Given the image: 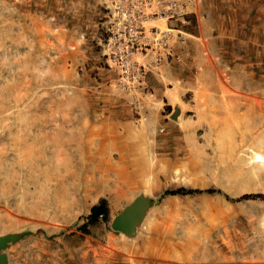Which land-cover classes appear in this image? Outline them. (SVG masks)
<instances>
[{"label": "rangeland", "instance_id": "374dc122", "mask_svg": "<svg viewBox=\"0 0 264 264\" xmlns=\"http://www.w3.org/2000/svg\"><path fill=\"white\" fill-rule=\"evenodd\" d=\"M108 1L0 0V236H17L2 251L8 264H146L77 220L105 136L183 132L191 143L181 154L206 157L208 170H246L238 157L248 155L264 165L257 147L218 140L212 125L229 97L264 107V0H196L190 22H148L168 42L159 63L137 55L145 76L130 87L102 57ZM184 46L194 55L186 62ZM103 154L107 165L118 155Z\"/></svg>", "mask_w": 264, "mask_h": 264}, {"label": "crops", "instance_id": "0c3cea01", "mask_svg": "<svg viewBox=\"0 0 264 264\" xmlns=\"http://www.w3.org/2000/svg\"><path fill=\"white\" fill-rule=\"evenodd\" d=\"M203 45L206 47L205 42ZM184 47L178 53L180 60L186 62L194 55ZM159 90L164 94L170 92L171 104L178 103L175 89L160 87ZM207 97L213 96L204 98ZM229 98L230 103L221 108L212 123L221 131L222 136L216 139H229L232 145L246 144L248 149L253 145V149L257 147L264 155V107H255L249 97L244 102H239L238 97ZM128 131L119 134V140L113 139L112 143V136H105L109 141L104 138L102 153L92 155L93 174L86 179V188L76 201L82 204L81 218L77 215L79 224L88 222L92 206L105 199L110 211L109 222L99 219L88 228L98 233L104 231L107 238L117 241L120 251L138 261L146 264H264V198L232 201L226 196L236 198L251 193L264 196V165L253 162L248 155L238 157L246 164V170L212 171L205 164L206 157L193 162L190 153L181 154V148L191 143L183 132L172 133L169 138L151 139L142 131L140 134L136 133L138 130ZM190 139L195 142L193 136ZM85 142L87 148L95 143L89 139ZM111 149L118 155L112 165H107L103 153ZM196 162L198 166L192 165ZM99 169L101 173L97 172ZM182 187L220 189L222 193L161 198L165 190ZM141 195L150 204L134 233L127 235L112 229L116 216Z\"/></svg>", "mask_w": 264, "mask_h": 264}, {"label": "built area", "instance_id": "2783aa9c", "mask_svg": "<svg viewBox=\"0 0 264 264\" xmlns=\"http://www.w3.org/2000/svg\"><path fill=\"white\" fill-rule=\"evenodd\" d=\"M104 38L101 41L102 57L110 69L119 74L125 86L143 83L146 64L137 55L147 57L155 53V60L162 59L157 51L168 42L167 33L147 23L157 19L166 22H190V14H197L196 0H109ZM185 33L183 31H180ZM102 217V215L100 216Z\"/></svg>", "mask_w": 264, "mask_h": 264}, {"label": "water", "instance_id": "95a60500", "mask_svg": "<svg viewBox=\"0 0 264 264\" xmlns=\"http://www.w3.org/2000/svg\"><path fill=\"white\" fill-rule=\"evenodd\" d=\"M150 201L144 196H139L135 201L126 207V209L119 213L111 223L112 229L132 235L145 213V210L149 207ZM15 235L0 236V264H8L7 256L2 252L8 243L16 241Z\"/></svg>", "mask_w": 264, "mask_h": 264}, {"label": "trees", "instance_id": "16d2710c", "mask_svg": "<svg viewBox=\"0 0 264 264\" xmlns=\"http://www.w3.org/2000/svg\"><path fill=\"white\" fill-rule=\"evenodd\" d=\"M195 24V19L192 20ZM222 193L220 189H206V190H199V189H191V188H178V189H168L165 190L164 193L161 195V198L166 195H176V194H199V193ZM229 200L228 195H226ZM258 198H264L262 194H244L236 201L241 200H248V199H258ZM235 201V200H232ZM102 215V217H100ZM110 218V211L109 206L107 204V201L105 199H102L98 204L93 205L91 208V213L88 216V222L84 223L81 227L87 228L89 224H94L99 221V219H102L104 222L108 223Z\"/></svg>", "mask_w": 264, "mask_h": 264}, {"label": "bare ground", "instance_id": "6f19581e", "mask_svg": "<svg viewBox=\"0 0 264 264\" xmlns=\"http://www.w3.org/2000/svg\"><path fill=\"white\" fill-rule=\"evenodd\" d=\"M253 159H254V161H256V162H263V161H264V158H263V156H262L261 154H255V155L253 156Z\"/></svg>", "mask_w": 264, "mask_h": 264}]
</instances>
